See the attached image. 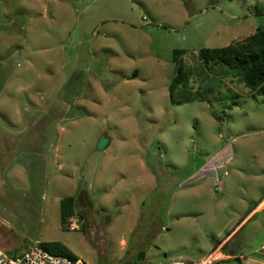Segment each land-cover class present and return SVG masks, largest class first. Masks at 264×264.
<instances>
[{
    "label": "rangeland",
    "instance_id": "obj_1",
    "mask_svg": "<svg viewBox=\"0 0 264 264\" xmlns=\"http://www.w3.org/2000/svg\"><path fill=\"white\" fill-rule=\"evenodd\" d=\"M263 26L264 0H0V248L264 264V99L194 55ZM175 47L208 101L169 100Z\"/></svg>",
    "mask_w": 264,
    "mask_h": 264
},
{
    "label": "trees",
    "instance_id": "obj_2",
    "mask_svg": "<svg viewBox=\"0 0 264 264\" xmlns=\"http://www.w3.org/2000/svg\"><path fill=\"white\" fill-rule=\"evenodd\" d=\"M183 48L175 47L171 50V60L173 62L172 75L168 81L167 90L170 101L199 99L208 101L202 90L189 89L187 81L192 73V66L185 64L182 60ZM195 58L204 66L209 63H218L221 72L228 73L241 82L250 94H259L264 99V26L256 27L253 31L222 45L201 46L194 52ZM205 89L210 90V86ZM236 96L234 95L232 97ZM236 103L231 99L226 104ZM215 118H221L220 114L211 110ZM60 222L67 225V221L73 215L81 218V213L75 208L74 194H66L59 198ZM41 247L48 251L65 255L70 259H75L74 254L60 241L50 240L39 242ZM139 254H143L139 250ZM233 254L234 264H242L239 255ZM125 264H140L127 262ZM174 264V263H171Z\"/></svg>",
    "mask_w": 264,
    "mask_h": 264
},
{
    "label": "built area",
    "instance_id": "obj_3",
    "mask_svg": "<svg viewBox=\"0 0 264 264\" xmlns=\"http://www.w3.org/2000/svg\"><path fill=\"white\" fill-rule=\"evenodd\" d=\"M81 223V218L77 215L71 217V222L67 224L68 228H74ZM220 243H217L218 247ZM209 250L206 256L200 260V264L207 262L211 256L216 253L215 248ZM174 264H186L182 260H174ZM190 262L188 264H199ZM0 264H88L78 258L70 259L65 255L55 254L44 247H41L39 242L31 243L16 256L8 255L0 248Z\"/></svg>",
    "mask_w": 264,
    "mask_h": 264
},
{
    "label": "crops",
    "instance_id": "obj_4",
    "mask_svg": "<svg viewBox=\"0 0 264 264\" xmlns=\"http://www.w3.org/2000/svg\"><path fill=\"white\" fill-rule=\"evenodd\" d=\"M56 99H57V96L55 95V96H54V99H53L49 104H51V105L54 104L55 101H56ZM35 105H36V104H35ZM49 107H50V106H49ZM78 194H80V193H78V192L74 193V196H75V208H76V204H77V198H78L77 195H78ZM76 210L78 211L77 208H76ZM79 212H80V211H79ZM80 213H81V212H80ZM81 214H82V213H81ZM81 216H82V215H81ZM81 218H82V217H81ZM229 254H230V253H229ZM230 255H233V254H230ZM239 256H240V254H239ZM240 259H241V258H240ZM171 262H172V261H171ZM171 262H170V263H171ZM241 263L243 264V261H242V260H241ZM254 264H257V263H254Z\"/></svg>",
    "mask_w": 264,
    "mask_h": 264
},
{
    "label": "water",
    "instance_id": "obj_5",
    "mask_svg": "<svg viewBox=\"0 0 264 264\" xmlns=\"http://www.w3.org/2000/svg\"><path fill=\"white\" fill-rule=\"evenodd\" d=\"M106 141V138L103 135H100L96 140V146L102 147Z\"/></svg>",
    "mask_w": 264,
    "mask_h": 264
}]
</instances>
